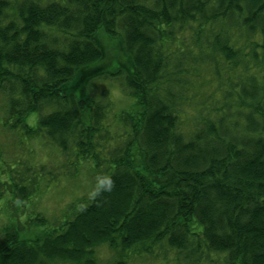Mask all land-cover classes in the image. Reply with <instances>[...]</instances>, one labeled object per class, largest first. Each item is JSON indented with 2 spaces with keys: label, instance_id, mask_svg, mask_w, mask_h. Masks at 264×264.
Returning <instances> with one entry per match:
<instances>
[{
  "label": "trees",
  "instance_id": "1",
  "mask_svg": "<svg viewBox=\"0 0 264 264\" xmlns=\"http://www.w3.org/2000/svg\"><path fill=\"white\" fill-rule=\"evenodd\" d=\"M102 34L128 68L87 74ZM0 97L57 150L0 165V264H264V0H0Z\"/></svg>",
  "mask_w": 264,
  "mask_h": 264
},
{
  "label": "rangeland",
  "instance_id": "2",
  "mask_svg": "<svg viewBox=\"0 0 264 264\" xmlns=\"http://www.w3.org/2000/svg\"><path fill=\"white\" fill-rule=\"evenodd\" d=\"M101 44L104 48V55L102 59L89 67L87 74H98L101 72H114L117 69L128 68V60L121 50V45L118 39L108 37L102 34ZM113 97L120 106L124 102V94L117 82L111 84ZM129 102V101H127ZM5 104L3 97H0V165L6 166L5 161L9 164H14L16 161H25L29 164H39L41 162H50L57 157V150L49 148L44 144L41 138L27 139L20 133L8 129L9 127H3L2 124L5 121L4 111ZM130 105V104H129ZM35 121L34 116H31L29 123L33 124ZM59 161L61 158H58ZM48 164V163H47ZM86 164V168H87ZM78 178L62 177L59 182L52 184L51 188L42 194L37 200L38 208L40 212L51 221L62 215L66 206L80 194L84 189L89 187L88 169L83 170ZM36 202V200H35ZM33 207L30 205L25 218H31L34 216ZM3 215V214H2ZM0 215V225L5 220ZM102 262H106L111 259V253H103ZM137 264H157L151 260H140Z\"/></svg>",
  "mask_w": 264,
  "mask_h": 264
},
{
  "label": "clouds",
  "instance_id": "3",
  "mask_svg": "<svg viewBox=\"0 0 264 264\" xmlns=\"http://www.w3.org/2000/svg\"><path fill=\"white\" fill-rule=\"evenodd\" d=\"M108 184H109V185L111 184V181H110V180L108 181Z\"/></svg>",
  "mask_w": 264,
  "mask_h": 264
}]
</instances>
